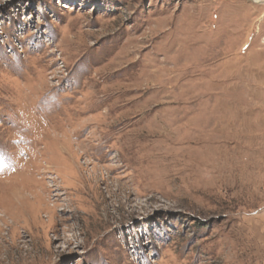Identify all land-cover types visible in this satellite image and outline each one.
Returning a JSON list of instances; mask_svg holds the SVG:
<instances>
[{"label":"rangeland","instance_id":"1","mask_svg":"<svg viewBox=\"0 0 264 264\" xmlns=\"http://www.w3.org/2000/svg\"><path fill=\"white\" fill-rule=\"evenodd\" d=\"M0 264H264V0H0Z\"/></svg>","mask_w":264,"mask_h":264},{"label":"bare ground","instance_id":"2","mask_svg":"<svg viewBox=\"0 0 264 264\" xmlns=\"http://www.w3.org/2000/svg\"><path fill=\"white\" fill-rule=\"evenodd\" d=\"M68 153V152H67ZM69 154V153H68Z\"/></svg>","mask_w":264,"mask_h":264}]
</instances>
